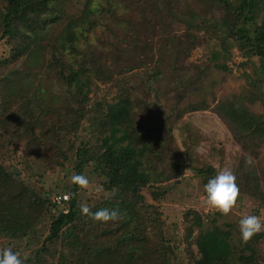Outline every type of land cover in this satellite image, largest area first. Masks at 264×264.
<instances>
[{
	"label": "trees",
	"instance_id": "obj_1",
	"mask_svg": "<svg viewBox=\"0 0 264 264\" xmlns=\"http://www.w3.org/2000/svg\"><path fill=\"white\" fill-rule=\"evenodd\" d=\"M213 36L208 61H188ZM0 40V248L26 255L24 264H264V231L241 243L239 218L204 219L188 207L178 237L162 203L184 169L203 186L223 168L198 161L190 134L181 139L188 162L175 158L173 127L209 109L241 152L231 168L236 204L250 202L247 214L257 216L264 208V167L245 163L264 142V0H0ZM232 46L259 76L246 74V91L212 106L181 105L211 66L230 70ZM256 101L261 112L248 107ZM34 161L51 170L70 163L74 174L89 164L107 195L87 205L115 208L119 219L81 215L75 184L56 203L57 192L25 180ZM30 239L37 244L27 247Z\"/></svg>",
	"mask_w": 264,
	"mask_h": 264
},
{
	"label": "rangeland",
	"instance_id": "obj_2",
	"mask_svg": "<svg viewBox=\"0 0 264 264\" xmlns=\"http://www.w3.org/2000/svg\"><path fill=\"white\" fill-rule=\"evenodd\" d=\"M175 30L178 32V29ZM217 45V37L207 38L206 42L191 50L188 61L199 64L207 62L213 48ZM6 52L7 48L0 40V53L5 54ZM218 60L221 61L223 59L220 57ZM225 63L230 68L229 71L211 66L202 82L201 90L192 94L189 98L182 100L181 105H184L187 101L196 102L204 99L209 106H212L217 99L230 97L233 94L246 91L248 88L246 74L249 77L259 76L257 62L254 59L243 57L234 46H232L231 55L225 59ZM114 91V88H112L107 95L106 98L109 101L112 100ZM94 93L95 91L92 90L89 95L91 96ZM100 95L101 93L93 95V97H100ZM158 102L164 111L168 109V104L163 99H160ZM248 107L255 112L262 111L260 101L248 104ZM180 125L182 128L179 127ZM173 131L175 135L173 144L175 158L180 164L188 162L184 146L181 142V139L185 138L188 134L192 137V141L195 142L193 151L198 161L205 160L218 166L219 161L222 160L223 167L232 168L234 161L240 158L241 152L230 137L227 127L209 109L185 114L173 127ZM86 138H88V134ZM245 153L246 157L251 159V164L255 165L256 168L264 167V142L258 147L255 156L248 152ZM23 174L26 176L25 180H29L34 186L43 184L45 187L52 189L53 192L67 194V189L73 184L70 178L74 174V170L70 163L51 170L45 169L37 161H34L30 163L26 171H23ZM82 174L89 180L87 189L78 187L80 197L84 203L87 204L88 200L91 203L100 198V196L105 197L107 195V192L103 190L100 184V178L91 170L89 164L84 167ZM97 186L101 187L102 190L100 192L95 191ZM162 203L167 222V231L171 234L176 230L178 237L184 236V227L188 224L187 221L183 220L182 211L184 209L188 207L194 208L204 219L208 217L207 213L213 212L208 210L204 204L203 186L200 185L197 174L191 169H184L182 180L177 185L175 192L167 196ZM245 204L249 206L250 202ZM247 206H243L241 201H238L227 215H222V219L234 221L240 218L248 213ZM258 217L262 224H264V208L261 209ZM36 244L35 241L31 240L27 247L35 246ZM23 250L27 251L28 249ZM177 256L181 262L188 260V256L184 250V243H182L181 250Z\"/></svg>",
	"mask_w": 264,
	"mask_h": 264
},
{
	"label": "clouds",
	"instance_id": "obj_3",
	"mask_svg": "<svg viewBox=\"0 0 264 264\" xmlns=\"http://www.w3.org/2000/svg\"><path fill=\"white\" fill-rule=\"evenodd\" d=\"M251 162L250 158H246V164ZM70 179L73 184L81 189H87L89 186V180L83 174H73ZM101 190L100 186L95 189L96 192ZM112 194L115 195V189H113ZM203 194L204 204L208 210L227 215L235 205L239 194L236 177L231 168L223 167L210 176L203 184ZM78 207L81 215L100 223L115 222L120 217V213L115 208L100 207L91 211L86 203H80ZM237 223L241 243L247 242L254 234L264 231V224L255 214H245L238 219ZM26 258V255L21 258L17 252L8 247L0 248V264H24Z\"/></svg>",
	"mask_w": 264,
	"mask_h": 264
},
{
	"label": "built area",
	"instance_id": "obj_4",
	"mask_svg": "<svg viewBox=\"0 0 264 264\" xmlns=\"http://www.w3.org/2000/svg\"><path fill=\"white\" fill-rule=\"evenodd\" d=\"M65 197H67V194H61V193H59V194H56L54 196V200H55L56 203H61L63 200H66L67 199Z\"/></svg>",
	"mask_w": 264,
	"mask_h": 264
}]
</instances>
